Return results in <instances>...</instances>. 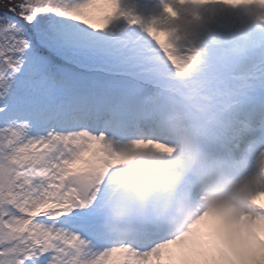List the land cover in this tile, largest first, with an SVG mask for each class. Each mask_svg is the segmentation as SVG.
I'll return each mask as SVG.
<instances>
[{
    "label": "snow or ice",
    "instance_id": "1",
    "mask_svg": "<svg viewBox=\"0 0 264 264\" xmlns=\"http://www.w3.org/2000/svg\"><path fill=\"white\" fill-rule=\"evenodd\" d=\"M176 2L264 9V0ZM179 17L167 3L145 18L125 0H0V264H211V236L173 248L145 233L111 240L96 227L109 170L124 158L118 145L172 151L155 118L171 81L193 85L181 95L197 130L249 178L253 211L231 209L245 238L233 264H264V181L250 182L264 177V107L247 119L213 110L198 50L169 26Z\"/></svg>",
    "mask_w": 264,
    "mask_h": 264
},
{
    "label": "clouds",
    "instance_id": "2",
    "mask_svg": "<svg viewBox=\"0 0 264 264\" xmlns=\"http://www.w3.org/2000/svg\"><path fill=\"white\" fill-rule=\"evenodd\" d=\"M166 3L180 12L179 19L169 26L186 31L188 42L198 50L197 72L208 70L211 82L202 89L209 97L207 103L222 117L236 112L234 94L244 81L228 70L246 55L249 29L260 23L264 9L258 4L181 6L176 0H152L148 17L163 16ZM228 12L237 15L224 24ZM190 86L184 81L160 86L155 117L160 128L158 138L172 147L171 152L134 147L130 139L118 145L124 158L109 170L96 227L111 240L123 242L145 233L175 242L170 245L173 248L211 236V264H233L231 253L243 247L245 238L230 224L231 209L253 211L247 199L249 178L197 130L198 113L187 94L181 95ZM261 181L264 177L258 174L250 178L252 183Z\"/></svg>",
    "mask_w": 264,
    "mask_h": 264
},
{
    "label": "rangeland",
    "instance_id": "3",
    "mask_svg": "<svg viewBox=\"0 0 264 264\" xmlns=\"http://www.w3.org/2000/svg\"><path fill=\"white\" fill-rule=\"evenodd\" d=\"M125 3L147 18L152 0H125ZM235 15H237L236 12L225 13L222 22L230 23ZM249 31L251 38L246 55L236 60L228 70L229 73L235 72L243 78L244 83L237 91L239 102L237 115L245 119L248 118L252 109L255 112L259 105L264 104V24L252 25ZM249 95L255 99L247 100ZM259 101L261 102L258 103ZM209 143L219 151L222 149L221 144ZM221 153L227 156L224 149Z\"/></svg>",
    "mask_w": 264,
    "mask_h": 264
},
{
    "label": "bare ground",
    "instance_id": "4",
    "mask_svg": "<svg viewBox=\"0 0 264 264\" xmlns=\"http://www.w3.org/2000/svg\"><path fill=\"white\" fill-rule=\"evenodd\" d=\"M248 99H252L251 95H249V98Z\"/></svg>",
    "mask_w": 264,
    "mask_h": 264
}]
</instances>
